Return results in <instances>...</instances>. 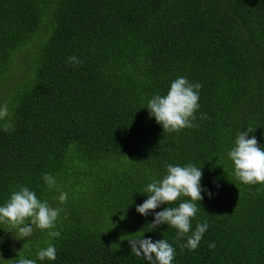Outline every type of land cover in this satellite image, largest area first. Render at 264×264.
I'll use <instances>...</instances> for the list:
<instances>
[{
	"label": "trees",
	"instance_id": "trees-1",
	"mask_svg": "<svg viewBox=\"0 0 264 264\" xmlns=\"http://www.w3.org/2000/svg\"><path fill=\"white\" fill-rule=\"evenodd\" d=\"M181 76L202 85L198 127L163 132L147 103ZM5 103L15 130L0 129V206L27 186L62 211L56 238L0 223V264H149L127 240L142 235L168 240L172 264H264V184L241 182L227 155L248 127L264 147V0H0ZM168 164L201 168L213 193L191 221L209 225L195 251L136 211ZM49 244L56 260L40 261Z\"/></svg>",
	"mask_w": 264,
	"mask_h": 264
},
{
	"label": "clouds",
	"instance_id": "clouds-1",
	"mask_svg": "<svg viewBox=\"0 0 264 264\" xmlns=\"http://www.w3.org/2000/svg\"><path fill=\"white\" fill-rule=\"evenodd\" d=\"M67 63L78 66L82 61L75 55L68 57ZM200 83H190L186 77H178L171 82L166 95H154L147 103L150 117H155L158 124L162 125L163 132H179L185 128L198 127L194 121L195 113L199 109ZM11 113L7 103L0 105V129L4 132L15 130L14 123L10 119ZM202 119H208L207 114H201ZM240 131L235 140V146L228 152V157L234 164L235 176L244 184H264V147H262L255 135L249 138V133L256 129L246 128ZM167 174L160 180H153L143 192L147 199L136 205V211L148 216L154 214L151 227L156 229L161 224L177 230L176 240L187 237L186 243L180 244L183 251H195L204 233L208 230L207 221L197 223L195 231H192V218L197 215L199 203L204 199L202 192H207L211 198L213 193L202 187L203 172L201 168L193 164L181 166L179 164L166 165ZM43 180L49 189L57 188V181L50 173H44ZM182 197L190 199L179 203L178 207H166L162 211H155L163 204H173ZM60 204L68 200V193L61 191L58 197ZM62 209L52 207L47 200L41 201L35 191L27 186H18V190L12 192L10 199L0 206V223H8L17 229V238L31 237L35 229L51 230L50 237H60V231H55L56 222ZM123 218V217H122ZM191 232V235H188ZM131 252L137 257L143 258L149 264H172L176 257V249L166 239L156 240L136 236L127 239ZM210 249L215 248V242L209 244ZM40 261L56 260V247L49 244L38 251ZM16 264H37L36 260L20 257Z\"/></svg>",
	"mask_w": 264,
	"mask_h": 264
}]
</instances>
